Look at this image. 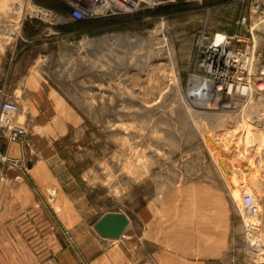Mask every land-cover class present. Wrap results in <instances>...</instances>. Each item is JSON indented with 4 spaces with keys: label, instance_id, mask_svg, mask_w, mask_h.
<instances>
[{
    "label": "rangeland",
    "instance_id": "374dc122",
    "mask_svg": "<svg viewBox=\"0 0 264 264\" xmlns=\"http://www.w3.org/2000/svg\"><path fill=\"white\" fill-rule=\"evenodd\" d=\"M7 1V11L0 8V50L15 48L10 72L20 73L23 88L0 90V100L5 95L18 102L28 134L23 144L0 135L7 156L8 145L21 146L17 157L8 156L21 160L19 165H4L0 175L22 176L30 209L43 214L57 238L72 241L55 214L53 189L48 193L30 175L36 164H45L62 190L86 202V225L92 229L104 214L121 212L129 215L130 229L141 233V214L149 205L163 226L180 223L183 214L198 209L196 186L213 185L231 213L233 264H264V251L250 249L252 236L243 222L248 213L239 208L243 193L259 201L261 220L252 228L264 250V192L249 187L251 177H264L256 163L264 150L257 152L256 140L245 143L247 129L255 131V121L264 119V90L262 99L257 90L264 82V0L179 1L79 25L67 19L58 0L32 2L52 10L50 18L29 11L28 2ZM219 34L243 57L245 81L257 83L252 102L236 98L241 106L234 111L222 95L214 105L187 93L202 43ZM57 98L70 105L68 123L34 122ZM230 141L238 147L228 150Z\"/></svg>",
    "mask_w": 264,
    "mask_h": 264
},
{
    "label": "crops",
    "instance_id": "0c3cea01",
    "mask_svg": "<svg viewBox=\"0 0 264 264\" xmlns=\"http://www.w3.org/2000/svg\"><path fill=\"white\" fill-rule=\"evenodd\" d=\"M0 50V90L21 89L16 70L10 72L15 48ZM8 61V62H7ZM7 66V68H6ZM13 77V79H11ZM46 113L36 115L40 124L68 123L70 105L57 98L47 103ZM49 108V109H48ZM57 126V125H55ZM61 127V126H59ZM50 131V137L57 133ZM21 146L8 145V156L15 158ZM30 175L48 193L53 189L55 214L62 231L72 241L61 242L53 226L39 211H32L26 184L17 171L0 175V264H233L231 257L232 217L226 200L216 195L214 186H196L198 209L183 214L180 223L163 226L162 218L142 211V232L130 229L124 236L106 242L96 230L86 225V202L75 192L62 190L61 181L45 164L33 165ZM213 186V187H212ZM54 206V207H55ZM152 209V208H151ZM130 221L129 215H127Z\"/></svg>",
    "mask_w": 264,
    "mask_h": 264
},
{
    "label": "built area",
    "instance_id": "2783aa9c",
    "mask_svg": "<svg viewBox=\"0 0 264 264\" xmlns=\"http://www.w3.org/2000/svg\"><path fill=\"white\" fill-rule=\"evenodd\" d=\"M32 3L34 0H15ZM67 9V19L71 22H79L87 19H96L101 17L112 16L119 13H132L143 9H154L163 5L173 4L179 1L197 2L202 0H58ZM40 12L45 11L53 16V11L44 8L41 5H33ZM55 14V13H54ZM224 36L223 42L215 39L213 42L205 45L202 43V55L200 56L197 70L193 75L198 74L200 77L207 79L210 83L220 85L225 89L234 81H241L245 89L248 85L245 82L242 69L241 57L238 53H233L228 49L229 40ZM218 37V36H217ZM202 75V76H201ZM261 86V85H260ZM228 107V106H227ZM229 108V107H228ZM22 108L18 102L9 96L2 95L0 100V135L8 137L9 142L23 144L26 141L28 129L24 123L19 121L23 114ZM21 160H15L8 157L0 150V174H3L4 165L8 164L10 168H15ZM23 161V160H22ZM240 211L257 216L260 214V204L257 199L247 193H243ZM242 214V212H241ZM243 215V214H242ZM245 224V219L243 217ZM257 225V224H256ZM255 226V223L248 222L246 232ZM124 236V235H123Z\"/></svg>",
    "mask_w": 264,
    "mask_h": 264
},
{
    "label": "bare ground",
    "instance_id": "6f19581e",
    "mask_svg": "<svg viewBox=\"0 0 264 264\" xmlns=\"http://www.w3.org/2000/svg\"><path fill=\"white\" fill-rule=\"evenodd\" d=\"M0 8H1L2 12L3 11H7V9L9 8L8 1L7 0H0ZM28 8H29L28 10L29 11H32V13L39 14V15H41L44 18H50L51 17V15L49 13H46L45 11L40 12V10H38L37 8H35L32 5V3H30V2L28 3ZM15 9L16 10H19L20 11L19 13L22 12V7L20 5L16 6ZM12 10H13V8H12ZM20 15H19V18H20ZM11 31H12V29L9 30V33ZM217 41L218 42H223L224 41L223 34H219L218 35ZM262 79L264 80V78H262ZM188 82L189 83L187 85V93H188V96L189 97L194 98V99H197L198 101H203L204 104H210V102H211V103H214V105H215L216 104L215 101H218V96L219 95H222L225 98V101L227 102V105L226 106L229 107L230 111H234V110L238 109L241 106V104L238 105L237 102L235 101L236 98H239V99L241 98V99H243V101H246V102L248 101V103H246V105L249 104V102L252 99H254V95H255V89H254V87L257 84V83L252 84L250 82L248 83L247 81H245L246 84L248 85V88H247V92H246L247 95L244 96L242 93L239 92L240 90L245 89L244 86H246V85H243V79L241 81H234V82H232V84L229 85V88L228 89H225V90H224V87H221L220 85H217V84L210 83L207 79H205L203 77H200L198 74H195V75L191 76ZM260 85L261 86L259 87V89L257 87V90H261V92H259V96L261 97V96H263L264 82L261 83ZM261 99H262V97H261ZM257 100H258V98H257ZM255 107H256V105H255ZM251 109H252V106H251ZM253 112H255V111H253ZM248 119H249V117H248ZM257 120L258 121H255V123H254V127H256V130L255 131H251L250 129H247V132H246V135L247 136H246V139H245L246 140L245 143L246 144H250V143H253L254 140H256V145H257V148L256 149H257V152L259 153L262 150H264V119L263 120L257 119ZM258 126H259V129H258ZM238 145H239L238 142L230 141L229 142V146L227 148H228V150L229 149L230 150H233L234 148H237ZM256 161H257L256 163L258 165L257 167L259 169H263L264 168V157L257 156V160ZM244 163H250V161L247 162V159H245ZM247 172H248V170H247ZM249 174L250 175H253L251 173H249ZM246 177H249L250 178V176H248V175H246L245 178ZM250 179H252L250 181V183H249L250 184L249 187H251L250 189L253 190V191H255V192H258V193H263L264 192V177H263V175L261 174V175H258L257 177H251ZM248 194L252 196V194L250 192H248ZM257 219L261 220L259 216L257 217V216H253L251 214H247L246 219H245L246 220V224L248 225V222H252L254 224V220H257ZM254 229L253 228H250V230H249V233L252 236L251 239L249 240L250 241V249H251V251L253 250L254 252L262 253L264 250L260 248V245L258 244V242L256 243L255 238L257 236H256V232L254 231ZM123 235L121 237H123Z\"/></svg>",
    "mask_w": 264,
    "mask_h": 264
},
{
    "label": "water",
    "instance_id": "95a60500",
    "mask_svg": "<svg viewBox=\"0 0 264 264\" xmlns=\"http://www.w3.org/2000/svg\"><path fill=\"white\" fill-rule=\"evenodd\" d=\"M129 223L130 221L126 214L109 212L94 223V229L103 238L118 239L124 234Z\"/></svg>",
    "mask_w": 264,
    "mask_h": 264
},
{
    "label": "trees",
    "instance_id": "16d2710c",
    "mask_svg": "<svg viewBox=\"0 0 264 264\" xmlns=\"http://www.w3.org/2000/svg\"><path fill=\"white\" fill-rule=\"evenodd\" d=\"M87 20H82V21H79V22H75V24L79 25V24H83L84 22H86Z\"/></svg>",
    "mask_w": 264,
    "mask_h": 264
}]
</instances>
